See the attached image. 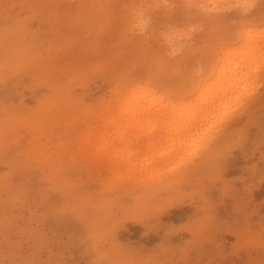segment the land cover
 <instances>
[{
    "label": "rangeland",
    "instance_id": "374dc122",
    "mask_svg": "<svg viewBox=\"0 0 264 264\" xmlns=\"http://www.w3.org/2000/svg\"><path fill=\"white\" fill-rule=\"evenodd\" d=\"M193 1L0 0V264H264V91L183 171L169 169L187 148L140 177L100 150L103 137L148 144L103 128L128 86L197 103L264 31V0L240 13Z\"/></svg>",
    "mask_w": 264,
    "mask_h": 264
},
{
    "label": "bare ground",
    "instance_id": "6f19581e",
    "mask_svg": "<svg viewBox=\"0 0 264 264\" xmlns=\"http://www.w3.org/2000/svg\"><path fill=\"white\" fill-rule=\"evenodd\" d=\"M190 4L200 5L197 0H194L192 3L190 2ZM226 54L228 55V53ZM223 60H225L224 57ZM246 61V59H242V62L234 61L229 65H221L219 68H216L219 71L218 76H214L216 72L212 74L214 77L213 82L216 83L214 90L209 91L212 88V84L207 87L205 85L197 86L199 94L197 103L199 107L195 111H189L181 100H177L178 104H174L175 101L169 94L160 92L151 83H145L144 85L135 83L131 87L128 86L122 91V93L126 94L119 96V114L102 120L103 122H107L103 128L106 129L109 125L119 124L121 125V129L135 130L134 132L142 137V139L147 137L148 144L144 142L137 143L135 149H133V144H130V146L129 141L121 139L117 143L118 146H113L111 144L114 142L112 139L103 137L100 150L106 151L108 149L109 151H115L113 155H110L112 156L111 160L114 166L122 163L123 160L128 162L127 167H125L126 172L122 173L123 176L140 177L142 174L147 175L150 173L148 171L158 170V167H160L159 161L163 159L167 161V157L179 154L177 151L181 149L187 148L186 150L189 151L194 138L202 135L206 129L210 128L216 122L222 112L225 111L231 103L235 91V85L237 83L236 74L242 73L245 70L244 65L247 63ZM167 114L168 116L162 122L164 116ZM168 135L176 140V142H173L167 150L162 152L161 147H156L157 141L154 139L167 138ZM121 146H125L127 149L122 155H116ZM141 146L144 147L142 148ZM154 148L160 154L153 161H150L152 158L149 161H147L148 159H136L137 164L134 163L133 158L135 154H145ZM162 157L166 158L161 159ZM118 159L120 161H117ZM158 162L159 166H156L155 164Z\"/></svg>",
    "mask_w": 264,
    "mask_h": 264
},
{
    "label": "snow or ice",
    "instance_id": "6c2138e0",
    "mask_svg": "<svg viewBox=\"0 0 264 264\" xmlns=\"http://www.w3.org/2000/svg\"><path fill=\"white\" fill-rule=\"evenodd\" d=\"M257 5L255 0H237L235 3H225L217 5V8L230 12H247L255 8ZM193 7H201V5H193ZM264 7V5H262ZM241 51L245 56L247 63L244 65L245 70L236 74L235 91L231 103L226 110L217 118L216 122L204 131L202 135L194 138L191 148L185 156H181L169 171H183L211 150L218 136L228 129L232 123L238 120L245 112L251 99L256 94L257 88L264 91V31L255 36H250L243 41ZM212 83V91L216 87L215 82ZM189 111H195L199 105L196 102L186 105ZM117 133L121 132V125L117 124ZM146 180L151 182H159L165 179L163 175L146 176ZM94 264H107L102 260H97ZM119 264H156L152 260L131 259L119 262Z\"/></svg>",
    "mask_w": 264,
    "mask_h": 264
}]
</instances>
